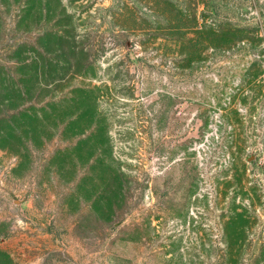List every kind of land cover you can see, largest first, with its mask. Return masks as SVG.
<instances>
[{"label": "rangeland", "instance_id": "rangeland-1", "mask_svg": "<svg viewBox=\"0 0 264 264\" xmlns=\"http://www.w3.org/2000/svg\"><path fill=\"white\" fill-rule=\"evenodd\" d=\"M163 1L0 0V264H264V0Z\"/></svg>", "mask_w": 264, "mask_h": 264}, {"label": "trees", "instance_id": "trees-1", "mask_svg": "<svg viewBox=\"0 0 264 264\" xmlns=\"http://www.w3.org/2000/svg\"><path fill=\"white\" fill-rule=\"evenodd\" d=\"M206 1L207 0H164L163 2H165V4L168 7L174 8L175 14H177V16L180 17L179 20H184L185 18L188 19L189 16H192V20L196 21L197 19H196L195 13H192V15L187 14V13H183L181 9H183V6H185V5L189 6V8L194 7V9H195V7H198L199 4L204 5V2H206ZM206 8H207V10L205 11V17H208L206 15V12L212 13V11L209 10L210 6L209 7L207 6ZM172 10L173 9H171V11ZM202 23H203V25H201L197 29L199 36L203 35L204 38L207 36L209 39H211L213 41L215 39L218 40L219 38H222L227 43H229L232 36L236 37L237 34H242V35L244 34V30H239L237 28L234 29V28L228 27V25L217 27L216 24L208 23L206 21L203 22V20H202ZM240 37H243V36H240ZM242 218H243V214H239L237 219L231 218L232 220L234 219L233 223H235V224H233L232 229H231V231L234 234H241L243 232L244 220H242ZM232 247L234 248V246H232V245L229 248L233 249ZM262 251L260 253H263Z\"/></svg>", "mask_w": 264, "mask_h": 264}]
</instances>
